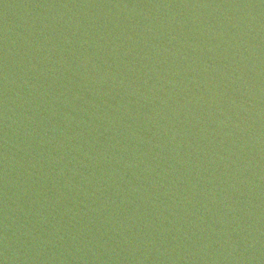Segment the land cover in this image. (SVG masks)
<instances>
[{"label": "water", "instance_id": "obj_1", "mask_svg": "<svg viewBox=\"0 0 264 264\" xmlns=\"http://www.w3.org/2000/svg\"><path fill=\"white\" fill-rule=\"evenodd\" d=\"M0 264H264V0H0Z\"/></svg>", "mask_w": 264, "mask_h": 264}]
</instances>
